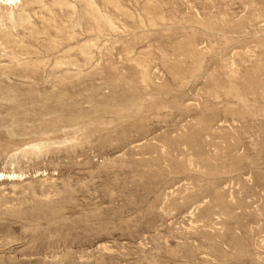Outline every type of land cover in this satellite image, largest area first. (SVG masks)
I'll use <instances>...</instances> for the list:
<instances>
[{
  "label": "rangeland",
  "instance_id": "374dc122",
  "mask_svg": "<svg viewBox=\"0 0 264 264\" xmlns=\"http://www.w3.org/2000/svg\"><path fill=\"white\" fill-rule=\"evenodd\" d=\"M0 264H264V0L0 2Z\"/></svg>",
  "mask_w": 264,
  "mask_h": 264
},
{
  "label": "bare ground",
  "instance_id": "6f19581e",
  "mask_svg": "<svg viewBox=\"0 0 264 264\" xmlns=\"http://www.w3.org/2000/svg\"><path fill=\"white\" fill-rule=\"evenodd\" d=\"M16 0H0V2L4 3V5H11L14 4ZM4 177V175H1Z\"/></svg>",
  "mask_w": 264,
  "mask_h": 264
}]
</instances>
